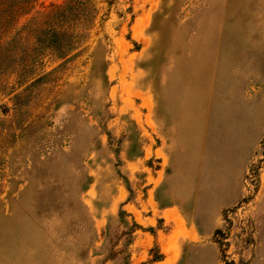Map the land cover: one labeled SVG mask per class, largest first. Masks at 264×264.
Returning <instances> with one entry per match:
<instances>
[{"label": "rangeland", "instance_id": "374dc122", "mask_svg": "<svg viewBox=\"0 0 264 264\" xmlns=\"http://www.w3.org/2000/svg\"><path fill=\"white\" fill-rule=\"evenodd\" d=\"M0 9V264H264V0ZM216 134L250 146L242 194L180 244L160 205L202 196Z\"/></svg>", "mask_w": 264, "mask_h": 264}, {"label": "crops", "instance_id": "0c3cea01", "mask_svg": "<svg viewBox=\"0 0 264 264\" xmlns=\"http://www.w3.org/2000/svg\"><path fill=\"white\" fill-rule=\"evenodd\" d=\"M215 139L217 142L211 154L214 161L212 172L203 176L202 196L194 200L173 196L170 202L160 205V217L171 226V231L177 222L183 225L185 233L178 237L180 244L194 245L209 239L220 226L222 210L234 205L241 197L242 177L251 155L250 146L244 141L229 146V142L224 141L220 134H216ZM148 218L155 219L153 214ZM167 257V253H164L165 264H192L193 259L196 264L199 262L198 256L183 257L181 250L175 259L167 261Z\"/></svg>", "mask_w": 264, "mask_h": 264}, {"label": "built area", "instance_id": "2783aa9c", "mask_svg": "<svg viewBox=\"0 0 264 264\" xmlns=\"http://www.w3.org/2000/svg\"><path fill=\"white\" fill-rule=\"evenodd\" d=\"M242 206L236 207L235 209H226L224 212V217L222 218V221L224 223V228L222 230H220V232L218 234H216L219 240H221L222 242V246L224 248H226L230 238V231H229V224L234 222V218L233 215H236L237 211L241 210ZM227 227V228H226ZM220 234V235H219ZM225 253H228V250H224Z\"/></svg>", "mask_w": 264, "mask_h": 264}, {"label": "bare ground", "instance_id": "6f19581e", "mask_svg": "<svg viewBox=\"0 0 264 264\" xmlns=\"http://www.w3.org/2000/svg\"><path fill=\"white\" fill-rule=\"evenodd\" d=\"M200 39H201V38H200ZM201 40H202V39H201ZM199 42H200V41H199ZM205 42L208 43L207 41H205ZM196 44H197V43H196ZM205 45H206V44H205ZM212 46H213V45H212ZM199 49H200V48H199ZM201 49H202V48H201ZM196 51H197V50H196ZM202 52H203V51H202ZM213 52H214V51H213ZM213 52H212V53H213ZM204 53H205V51H204ZM216 53H217V52H216ZM214 54H215V53H214ZM203 55H204V54H203ZM209 55H210V54H209ZM213 56H214V55H213ZM213 56H212V57H213ZM193 57H194V56H193ZM199 57H200V56H199ZM199 57L197 56V58H199ZM205 57H206V56H205ZM205 57H204V58H205ZM204 58H203V59H204ZM213 58H214V57H213ZM208 59H209V58L207 57V60H208ZM210 59H211V58H210ZM207 60H206V61H207ZM185 63H186V62H185ZM206 63H208V61H207ZM209 63H210V62H209ZM211 63H213V62H211ZM214 63H215V62H214ZM214 63H213V64H214ZM186 64H187V63H186ZM186 66H187V65H186ZM193 66H194V65H193ZM200 66H202V65L200 64ZM203 66H204V65H203ZM206 66H207V65H206ZM191 67H192V66H191ZM210 67H211V65H210ZM212 67H213V66H212ZM186 68H187V67H186ZM193 68H194V67H193ZM203 68H204V67H203ZM206 68H207V67H206ZM208 68H209V66H208ZM208 68H207V69H208ZM187 69H189V67H188ZM198 70H199V69H198ZM187 71H190V70H187ZM200 72H201V71H200ZM209 72H210V71H209ZM191 73H192V72H191ZM193 73H196V72H193ZM197 73H198V72H197ZM207 73H208V72H207ZM183 74H184V73H183ZM208 74H209V73H208ZM186 75H187V74H186ZM189 75H190V73H189ZM193 76H194V75H193ZM196 76H197V75H196ZM196 76H194V77H196ZM202 76H203V75H202V73H201V77H202ZM204 76H205V75H204ZM189 77H190V76H189ZM201 77H200V78H201ZM186 78H187V76H186ZM205 78H206V76H205ZM197 79H198V76H197ZM206 79H207V78H206ZM210 79H211V78H210ZM191 80H192V79H191ZM195 80H196V79H195ZM199 80H200V79H199ZM185 81H186V80H185ZM189 81H190V80H189ZM189 81H188V82H189ZM192 81H193V80H192ZM192 81H191V82H192ZM186 82H187V81H186ZM205 90H206V89L204 88L203 91H205ZM201 92H202V91H201ZM201 94H202V93H201Z\"/></svg>", "mask_w": 264, "mask_h": 264}, {"label": "trees", "instance_id": "16d2710c", "mask_svg": "<svg viewBox=\"0 0 264 264\" xmlns=\"http://www.w3.org/2000/svg\"><path fill=\"white\" fill-rule=\"evenodd\" d=\"M0 3L3 4V3H4V0H0ZM0 10H2V9H0ZM134 226H135V227H139L138 224H136V223L134 224Z\"/></svg>", "mask_w": 264, "mask_h": 264}]
</instances>
